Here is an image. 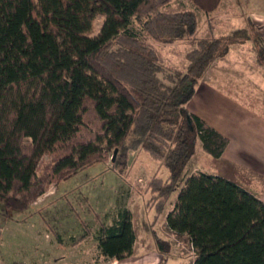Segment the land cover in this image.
<instances>
[{
    "label": "trees",
    "instance_id": "1",
    "mask_svg": "<svg viewBox=\"0 0 264 264\" xmlns=\"http://www.w3.org/2000/svg\"><path fill=\"white\" fill-rule=\"evenodd\" d=\"M172 1L0 0V202L25 211L50 185L109 160L123 176L142 151L168 172L167 180L155 174L139 191L149 195L144 214L155 211L147 233L159 264L170 246L155 228L179 181L165 223L187 237L193 264H264V201L230 180L185 174L197 146L217 160L229 143L186 110L199 82L231 45L248 41L264 71V40L244 29L197 39L194 11H162ZM188 1L206 17L221 2ZM98 16L104 21L92 36ZM143 37L164 46L193 41L184 70L162 65ZM81 225L76 243L91 235ZM96 240L99 260L131 257L130 212L99 224Z\"/></svg>",
    "mask_w": 264,
    "mask_h": 264
},
{
    "label": "rangeland",
    "instance_id": "2",
    "mask_svg": "<svg viewBox=\"0 0 264 264\" xmlns=\"http://www.w3.org/2000/svg\"><path fill=\"white\" fill-rule=\"evenodd\" d=\"M183 1L175 0L162 8V11L176 10L178 12L192 9L189 4H185L186 1H184V5H181L180 2ZM222 1L217 14L228 13L237 16L232 19L234 27H243L245 18L251 13L264 15V0ZM103 21L104 17H97L92 36L98 34ZM202 22L200 17L199 23ZM222 34L225 33L218 31L215 33L216 36ZM143 39L153 46L162 65L172 70H184L187 49H177L172 54V50L168 47L152 42L146 37ZM47 159L48 156H45L39 166ZM217 162L204 154L197 146L185 174L192 175L197 171H202L209 175L219 176L223 170ZM155 174L162 180L168 178V172L158 162L153 161L147 154L140 151L131 156L129 170L123 176H118L111 170V161L109 160L105 165H96L78 172L57 187L54 184L50 185L48 191L39 198L38 202L36 201L38 206H30L25 211L19 212L7 210L0 202V216L8 224L5 229L0 227V254L4 255L5 247L8 246L9 249L18 250L20 255L29 245V241L20 234L28 235L35 230L42 233L48 231L53 236L60 235L63 239L62 242L71 248L83 234L81 225L83 222L86 228L91 231V235L84 241H80V264H159L162 255L158 253L147 233V225L155 216V211L152 209L144 214L143 204L149 195L145 192L139 193L144 189L146 181ZM255 181H252L255 191L262 190L264 183L257 185ZM241 185L247 188L244 186L245 184ZM182 186L183 182L179 181L169 201L160 212L155 228L159 236L170 246V253L164 257L167 261L166 264H193L194 261L193 249L187 237L171 232L165 223L166 216L173 210L179 189ZM121 209H126L131 214L136 235L133 253L127 260L121 262L99 260L96 240L98 225L103 223L110 226ZM95 215L98 218H95Z\"/></svg>",
    "mask_w": 264,
    "mask_h": 264
},
{
    "label": "crops",
    "instance_id": "3",
    "mask_svg": "<svg viewBox=\"0 0 264 264\" xmlns=\"http://www.w3.org/2000/svg\"><path fill=\"white\" fill-rule=\"evenodd\" d=\"M184 1L192 7L189 10L197 15V39L225 37L244 29L257 31L264 40L263 14L251 13L245 18L243 27H234L232 19L237 16L217 14L222 0L209 17L190 1ZM184 1L180 2L181 5H184ZM200 17L203 20L201 24ZM250 25L253 29L249 28ZM216 31L225 34L216 36ZM192 44L193 41H185L165 47L172 50V54L182 48L187 49V53ZM252 45L251 41L231 45L224 57L214 61L199 82L186 110L229 141L221 158L217 159L223 170L217 177L236 183L264 201V188L255 191L252 182L256 179L257 185L264 183V71L254 63ZM198 173L203 172L197 171L194 175ZM37 202L32 207L38 206ZM7 226V222L1 218L0 227L5 229ZM20 235L29 241L28 248L19 255L18 250L5 247L4 255L0 254V264H80V242L70 248L62 242L60 235L53 236L48 231L42 233L35 230L28 235Z\"/></svg>",
    "mask_w": 264,
    "mask_h": 264
},
{
    "label": "water",
    "instance_id": "4",
    "mask_svg": "<svg viewBox=\"0 0 264 264\" xmlns=\"http://www.w3.org/2000/svg\"><path fill=\"white\" fill-rule=\"evenodd\" d=\"M115 155H116V151H115V153H114V156H113V158H112V161H114Z\"/></svg>",
    "mask_w": 264,
    "mask_h": 264
}]
</instances>
